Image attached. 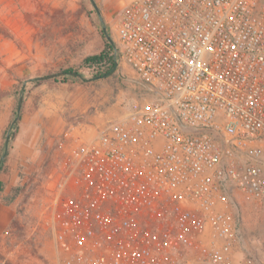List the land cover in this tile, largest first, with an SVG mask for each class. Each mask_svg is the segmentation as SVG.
<instances>
[{
  "label": "built area",
  "instance_id": "1",
  "mask_svg": "<svg viewBox=\"0 0 264 264\" xmlns=\"http://www.w3.org/2000/svg\"><path fill=\"white\" fill-rule=\"evenodd\" d=\"M263 0H131L113 56L149 94L56 141L60 264H232L236 200L264 198Z\"/></svg>",
  "mask_w": 264,
  "mask_h": 264
},
{
  "label": "rangeland",
  "instance_id": "2",
  "mask_svg": "<svg viewBox=\"0 0 264 264\" xmlns=\"http://www.w3.org/2000/svg\"><path fill=\"white\" fill-rule=\"evenodd\" d=\"M92 1L96 10L90 0H0V264H60L46 225L60 174L56 141L98 134L149 100L125 64L85 63L107 43L113 56L115 19L130 2ZM235 212L242 240L232 264H264V198L238 197Z\"/></svg>",
  "mask_w": 264,
  "mask_h": 264
},
{
  "label": "trees",
  "instance_id": "3",
  "mask_svg": "<svg viewBox=\"0 0 264 264\" xmlns=\"http://www.w3.org/2000/svg\"><path fill=\"white\" fill-rule=\"evenodd\" d=\"M112 50V46L109 45L108 43L106 44V49L103 50L101 53L97 54V55H93L90 57H87L85 59V63L86 64H106L108 63V69H112V67L114 66L115 63V58L111 55H109V52ZM2 183L0 182V191L2 190Z\"/></svg>",
  "mask_w": 264,
  "mask_h": 264
},
{
  "label": "water",
  "instance_id": "4",
  "mask_svg": "<svg viewBox=\"0 0 264 264\" xmlns=\"http://www.w3.org/2000/svg\"><path fill=\"white\" fill-rule=\"evenodd\" d=\"M91 1V4L93 5V7L95 8V10H96V7H95V5H94V2L92 1V0H90ZM105 30V29H104ZM108 38V40H110V38L109 37H107ZM110 42H111V40H110ZM118 66V62L115 60V63H114V66H113V69L112 70H114L116 67ZM66 73L65 72H60V73H55V74H51V75H48V76H46V77H44V78H42V79H52V78H56V77H60V76H64ZM69 75H77L76 73H73V72H70V73H68ZM21 102H22V99L20 98L19 99V101H18V104H17V109H16V112L17 113H19V111H20V108H21ZM15 122V120L13 121V123ZM8 141H9V137L7 136L6 138H5V150H6V148H7V144H8ZM4 155L5 154H3L2 156H1V158H0V161L4 158Z\"/></svg>",
  "mask_w": 264,
  "mask_h": 264
},
{
  "label": "crops",
  "instance_id": "5",
  "mask_svg": "<svg viewBox=\"0 0 264 264\" xmlns=\"http://www.w3.org/2000/svg\"><path fill=\"white\" fill-rule=\"evenodd\" d=\"M124 1H131V0H124ZM71 134L78 136L82 140H89L97 135V133H94V131L89 130V129H86L83 131H73Z\"/></svg>",
  "mask_w": 264,
  "mask_h": 264
}]
</instances>
